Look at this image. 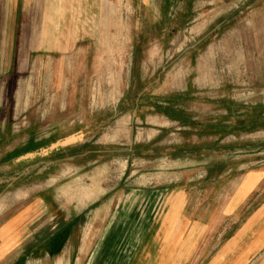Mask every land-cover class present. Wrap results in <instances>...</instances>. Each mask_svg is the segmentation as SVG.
<instances>
[{
    "label": "rangeland",
    "instance_id": "rangeland-1",
    "mask_svg": "<svg viewBox=\"0 0 264 264\" xmlns=\"http://www.w3.org/2000/svg\"><path fill=\"white\" fill-rule=\"evenodd\" d=\"M0 162V224L47 194L86 261L172 193L227 240L264 199L237 203L264 173V0H0Z\"/></svg>",
    "mask_w": 264,
    "mask_h": 264
},
{
    "label": "crops",
    "instance_id": "crops-1",
    "mask_svg": "<svg viewBox=\"0 0 264 264\" xmlns=\"http://www.w3.org/2000/svg\"><path fill=\"white\" fill-rule=\"evenodd\" d=\"M29 34L28 29L24 30L20 71L27 67L28 49L32 45ZM28 158L33 159V156ZM34 162H25L27 170ZM2 163L0 187L8 186L9 181L17 185L16 177L7 179V168L2 167ZM40 166H43L41 161ZM263 177L262 172H252L247 176L245 184L250 186L246 190L243 186L240 199L237 194V203L251 194V197H264V192L257 193ZM47 181L40 178L41 186H45L41 189L48 188ZM150 197L149 202L153 199V196ZM188 200L186 193L170 194L159 215L149 207L150 203L137 210L132 207L120 210L116 215L119 219L113 222L115 227H111L113 230L108 231L105 240L93 248L86 261L77 245L79 243L75 248L73 242L70 245L72 236L69 235L64 242V232L70 222L66 226L62 220L58 222V209L49 202L47 194L40 193L39 197L23 205L0 224V264H55L58 258L63 264H264V199L252 209L245 224L237 227L227 240L212 242L214 246L210 250L207 226L192 219L197 212L187 207ZM237 203L229 205L230 213L238 210L240 205ZM206 212L199 209L198 216L204 217ZM73 219L71 217V225ZM68 246L72 250L70 254ZM126 248L129 251L124 252ZM105 250L109 252V257L101 262L104 257L98 256Z\"/></svg>",
    "mask_w": 264,
    "mask_h": 264
}]
</instances>
